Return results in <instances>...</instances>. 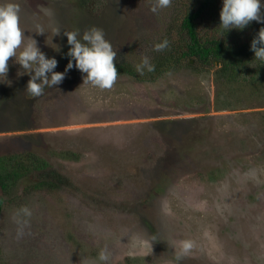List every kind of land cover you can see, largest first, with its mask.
Wrapping results in <instances>:
<instances>
[{
  "label": "rangeland",
  "instance_id": "obj_1",
  "mask_svg": "<svg viewBox=\"0 0 264 264\" xmlns=\"http://www.w3.org/2000/svg\"><path fill=\"white\" fill-rule=\"evenodd\" d=\"M103 1L88 9L78 0H11L25 35L57 59L56 72L68 64L65 31L100 28L116 59L138 60L157 17L165 21L153 0ZM14 59L11 85L0 77V157L24 150L49 157L77 190L31 191L23 204L20 195L7 204L5 264H102L101 249L107 264H264V99L225 109L219 93L228 89L215 70L183 69L145 84L122 76L100 89L83 84L75 67L34 97ZM195 137L203 154L188 157L183 150L202 148ZM64 150L82 156H50ZM211 171L215 178L204 177ZM180 240L192 248L177 261Z\"/></svg>",
  "mask_w": 264,
  "mask_h": 264
},
{
  "label": "trees",
  "instance_id": "obj_2",
  "mask_svg": "<svg viewBox=\"0 0 264 264\" xmlns=\"http://www.w3.org/2000/svg\"><path fill=\"white\" fill-rule=\"evenodd\" d=\"M96 4H101L102 7L104 1L78 0V5L82 8L90 9ZM221 9L222 0H171L170 5L163 8L164 23L162 13L157 17L160 21L155 23L154 28H150L149 34L141 42L144 47V51L138 54L142 55L141 59H117L118 77L129 76L145 84L155 83L166 75L183 69L199 73L215 70L218 85L228 89L226 93H219V98L227 103L225 109L263 100L264 61L254 59L250 47L252 39L264 24L253 21L243 30L232 29L227 32L219 28ZM165 39L169 46L163 51H157L155 45ZM145 57L154 65V70L138 72L137 66ZM47 89L48 87L44 91ZM261 116L264 120V113ZM194 141L202 148L183 150L188 157L193 153H197V156L203 154L202 142L197 137ZM50 154L63 161H79L82 156L71 150L53 151ZM215 174V171L203 173L206 178ZM61 190L75 191L77 188L69 176L54 167L51 158L25 150L0 157V214L7 204H14V198L19 195L22 199L17 203L23 204L31 191ZM158 190L162 191V187ZM0 264H5L1 246Z\"/></svg>",
  "mask_w": 264,
  "mask_h": 264
},
{
  "label": "clouds",
  "instance_id": "obj_3",
  "mask_svg": "<svg viewBox=\"0 0 264 264\" xmlns=\"http://www.w3.org/2000/svg\"><path fill=\"white\" fill-rule=\"evenodd\" d=\"M171 0H155L152 11L166 8ZM264 0H222L220 11L219 28L229 32L232 29L243 30L253 21L264 24ZM54 36L61 34L59 28L53 29ZM40 29L37 35H43ZM63 35L67 37V44L70 46L67 52L68 64L64 72L54 71L58 66L55 57L48 58L38 47L37 40L25 35V31L20 25V7L11 2L0 4V77L6 78L8 85L9 60L15 58L14 63L18 64L23 71L30 76L26 89L34 97H39L44 93L46 87H57L65 79L69 70L75 67L83 76V84L89 83L100 89H109L118 78L117 52L111 43L105 38L102 29L92 27L84 33L79 31H65ZM169 46L165 39L155 45L157 51H163ZM250 50L254 53V59L264 61V27H261L256 36L251 41ZM153 71L148 58H144L137 66V71ZM22 72H18L21 75ZM26 216L31 213L27 208L21 210ZM176 260L179 261L187 255L192 248L189 240L176 242ZM98 260L102 264H107L109 253L107 249H101Z\"/></svg>",
  "mask_w": 264,
  "mask_h": 264
}]
</instances>
